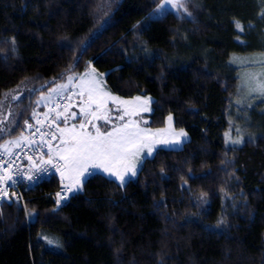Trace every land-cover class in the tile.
I'll use <instances>...</instances> for the list:
<instances>
[{
  "label": "trees",
  "instance_id": "16d2710c",
  "mask_svg": "<svg viewBox=\"0 0 264 264\" xmlns=\"http://www.w3.org/2000/svg\"><path fill=\"white\" fill-rule=\"evenodd\" d=\"M161 1L0 0V144L42 117L40 93L89 66L107 90L151 97L148 127L172 115L188 134L126 183L93 173L60 200L54 175L0 202V264H264V106L237 95L241 72H263L264 0L153 17Z\"/></svg>",
  "mask_w": 264,
  "mask_h": 264
},
{
  "label": "rangeland",
  "instance_id": "374dc122",
  "mask_svg": "<svg viewBox=\"0 0 264 264\" xmlns=\"http://www.w3.org/2000/svg\"><path fill=\"white\" fill-rule=\"evenodd\" d=\"M165 0H162L161 3L155 8L152 12L153 17H160L164 12H173L177 15H186V6L192 0H182L183 7H179L178 4L180 0H173V3L167 6L162 11L160 5L163 4ZM258 60L257 64L262 62ZM245 66L250 64V61L243 60L241 61ZM254 63V62H253ZM242 65V64H241ZM262 67L263 72H253L243 73L239 75L241 78V88L237 91L239 100L244 98V101L250 103L256 107L257 105L264 106V93L259 91H252L257 82H264V61L259 64ZM93 70H95L93 72ZM262 74V75H261ZM102 75L96 71L92 66L87 67L80 74H69L65 79L59 82L53 83L45 91L40 93L35 99L37 106H43V114L47 113V106L53 101L54 97L61 92L68 91L71 89L70 99L68 103L57 110L56 114V123L57 129L60 133L61 148L59 150L60 155H65L64 149L69 147L74 136H95L97 134L96 129L98 128L101 134L112 132L115 128L123 129L125 125H128V128L125 129L127 132L137 133L138 141L137 146L143 143L147 147H144L135 157L130 158V164H136L134 169L135 175L129 173L126 177L128 179L134 178L140 168V165L144 158L150 157L153 153L160 147L162 148H178L184 141L188 139V134L181 128H176L174 126L172 115L166 117L165 123L162 127L153 128L146 125L148 121V115L151 113L152 99L149 95H134L131 97H124L118 94H115L107 90L103 84ZM69 77L73 79L69 81ZM258 77H260L258 79ZM95 81L93 84L92 82ZM64 85V87H61ZM23 90H21L22 92ZM18 90H12L5 95V100L12 98ZM249 103V104H250ZM243 104V103H241ZM250 104V105H251ZM37 108V107H36ZM36 112V111H35ZM34 113V111L32 112ZM75 113V116H73ZM123 116V119L120 117ZM100 117V119H97ZM108 118L111 122H105L104 118ZM231 127L234 129V132L228 131L224 138L227 143L238 144L242 142L244 138L245 129L241 126L235 125V119H230ZM83 125V128L81 127ZM183 131L186 136L179 135ZM246 137H252V132L248 133ZM242 136V137H241ZM25 139L24 134L21 132L16 136L6 138L1 144L0 147L4 150H11L13 146L18 144L20 141ZM239 141V142H237ZM151 148V154L145 155L148 153V149ZM100 161H89L87 167L92 169L91 174L100 173L104 176L111 178L117 181L119 184H123L117 176L110 175L104 170L103 166L93 167V165H100ZM82 171V169H81ZM113 172H118L123 174L125 169L123 165H117L112 169ZM90 174H85L80 176L76 172H69L62 167L59 176L60 185L71 186L74 190H78L81 187V183L86 179ZM76 180H79L80 183L77 184Z\"/></svg>",
  "mask_w": 264,
  "mask_h": 264
},
{
  "label": "built area",
  "instance_id": "2783aa9c",
  "mask_svg": "<svg viewBox=\"0 0 264 264\" xmlns=\"http://www.w3.org/2000/svg\"><path fill=\"white\" fill-rule=\"evenodd\" d=\"M71 91L58 94L47 107V113L34 122H28L25 128L26 141L14 147L10 152L0 148V175L11 176V181L0 184L6 195H0V202L22 200V192L27 191L43 180L58 174L62 169L60 160V135L54 115L70 99ZM30 125V127H29ZM51 160V163L47 161ZM5 169L7 171L5 172ZM59 169V170H57ZM33 177L29 180L28 177ZM60 200H67L70 195L68 187L61 186L56 191Z\"/></svg>",
  "mask_w": 264,
  "mask_h": 264
},
{
  "label": "snow or ice",
  "instance_id": "6c2138e0",
  "mask_svg": "<svg viewBox=\"0 0 264 264\" xmlns=\"http://www.w3.org/2000/svg\"><path fill=\"white\" fill-rule=\"evenodd\" d=\"M172 3L173 0H165V2L160 5L159 10L162 11ZM178 6L183 7L182 0H180ZM237 28L241 31L243 30L238 22ZM94 71L95 70H93V72ZM72 79V77H69V81ZM92 83L94 84L95 81ZM61 87H64V85H61ZM252 91L264 93V82H257ZM73 116H75V113H73ZM97 119H100V117H97ZM104 119L105 122H111L106 117ZM120 119H123V116H121ZM81 127L83 128V125H81ZM127 128L128 125H125L123 129L115 128L112 132L104 134H101L97 128V134L95 136H74L71 145L64 149L66 154L59 157L60 160L63 161L62 167L70 173L76 172L80 176H84L85 174H91L92 171V169L87 167L88 162L98 160L101 163L100 165H93L94 168L103 166L104 170L110 175L117 176L122 183H126V177L129 173L135 175L134 169L136 168V164H130V158L135 157L144 147H147V145L143 143L137 146V141L139 139L138 134L125 131ZM179 135L186 136L183 131H181ZM151 151L152 149L149 148L148 153L145 155L151 154ZM51 162V160L47 161V163ZM117 165L124 166L125 171L123 174L112 171ZM6 171L7 169H5V172ZM28 179L31 181L33 180V177L29 176ZM8 181L15 183L11 176L0 175V184H4ZM76 183L79 184L80 181L76 180ZM68 191H74V189L71 186H68ZM0 195H6L3 188H0ZM57 196H61V193L58 192ZM57 203L59 204L60 201H57ZM48 243H53V241L49 240Z\"/></svg>",
  "mask_w": 264,
  "mask_h": 264
}]
</instances>
